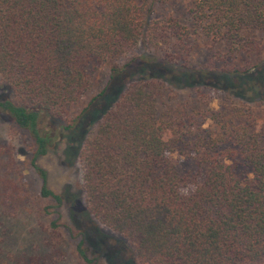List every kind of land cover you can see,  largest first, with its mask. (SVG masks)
Returning <instances> with one entry per match:
<instances>
[{
  "label": "trees",
  "instance_id": "1",
  "mask_svg": "<svg viewBox=\"0 0 264 264\" xmlns=\"http://www.w3.org/2000/svg\"><path fill=\"white\" fill-rule=\"evenodd\" d=\"M164 1L0 0V114L29 136L28 165L39 182L38 197L50 202L44 212L53 215L46 248L26 253L27 242L19 252L6 249L3 221L15 216L28 195L19 180L0 173V264L57 261L49 242L59 226L62 197L48 188L36 158L57 134L73 128L75 135L84 123L95 127L67 138L76 142L70 147L85 213L132 247L123 264H264V116L256 118L243 104L264 101V63L251 62L258 43L248 37L264 30V0H187L192 30L174 17L154 16ZM195 29L206 41V64L175 71L196 94L202 87L237 99L240 106L225 118L210 113L221 122L217 131L201 128L197 118L206 110L191 108L155 74H172L167 64L191 52ZM137 45L164 53L122 60ZM101 63L109 65L104 88L71 123L53 125L88 89V65ZM130 70L140 74L137 81L106 91ZM243 85L256 100L246 101ZM184 138L191 159L204 167L198 179L180 174L167 156L169 144ZM238 166L248 172L239 173ZM80 232L76 255L99 264L86 251L88 231Z\"/></svg>",
  "mask_w": 264,
  "mask_h": 264
},
{
  "label": "rangeland",
  "instance_id": "2",
  "mask_svg": "<svg viewBox=\"0 0 264 264\" xmlns=\"http://www.w3.org/2000/svg\"><path fill=\"white\" fill-rule=\"evenodd\" d=\"M187 8V0H165L155 7L154 16L162 18L167 16L174 17L192 30L193 27L187 14ZM248 37L258 43V50L252 55L251 62L262 60L261 63H264V30H255ZM190 44L192 45L191 52L184 59L181 54L171 59L173 65L167 64V68H170L169 70H174H171L174 75L173 78H170L172 74H155L165 86L173 90L179 99H186L191 108L206 110L204 117L199 116L197 118V124L201 128L217 131L221 122H214L210 113L215 112L217 114L215 115L216 119L221 120L227 114L233 113L235 111L234 108L240 106V104H238L235 97L227 93L228 91L224 92L218 89L200 87V94H196L194 90L196 87H185L180 84V82H183L181 74L178 73L182 71L180 69L181 66L197 69L206 64L208 53L205 54L203 50L206 41L197 29L190 35ZM216 47L220 51L226 49L223 44H217ZM163 53L137 45L128 51L122 60L126 61L132 58L148 60L156 56L161 57ZM225 60H229L228 55H225ZM108 67L109 65L106 63L88 65L87 72L90 79L88 89L76 104L68 107L64 116L52 121L53 125L56 123H71L70 120H73L80 113L86 102L91 97L96 96L106 85L109 74ZM175 70H178V72ZM139 77V73L133 70L127 71L118 81H111L107 85L106 91L108 93L114 92L115 86H121L123 89L129 83L137 81ZM1 90L2 85L0 83V92ZM240 92L247 99L246 101L256 100L253 96H248L251 92L249 85H243ZM9 97L13 99V96ZM243 104L249 105L256 118L264 116V101L256 100ZM85 124L82 125L81 129L73 131L75 135L71 131L73 128H70L69 131L61 132L60 135L57 134L48 146L47 152L36 158V164L45 171L46 185L62 197V203L59 208V226L56 234L49 242V247L54 246L57 249L55 255L57 261L54 264H86L78 258L74 250L75 243L80 237V231L83 229L88 231L84 240L86 251L90 256L96 257L99 264H110L109 259L112 262L114 261L113 264H123L124 257L127 258L132 247L126 240L108 230L91 215H86L85 213L80 168L72 148L76 146V142H70L67 138L68 136L72 138L73 136L80 137L83 132H89L95 127L93 124L90 126ZM31 152L32 143L27 133L15 127L7 117L0 114V173H7V177L19 180L28 195L27 201L16 208L17 213L15 216L3 221L5 229H8L6 230V249L9 248L13 252L23 250L24 244L27 242L31 251H23L26 253L40 251L42 247L46 248L47 245L44 242L49 238L46 225L50 218L53 217L52 213L44 212L45 206H49L50 202L38 197L39 182L28 165ZM190 152V144L184 138L182 142L169 144L167 156L175 161L180 174L188 173L190 177L194 175L195 179H198L204 167L197 165L191 159ZM237 170L241 174L248 172V169L244 166H238ZM190 189L191 187L189 186L183 191L188 192ZM54 240H58L57 245L53 244L55 243ZM52 249L50 248V251Z\"/></svg>",
  "mask_w": 264,
  "mask_h": 264
}]
</instances>
